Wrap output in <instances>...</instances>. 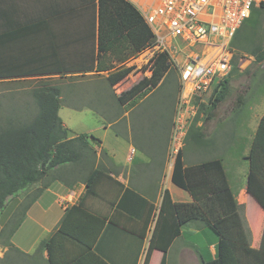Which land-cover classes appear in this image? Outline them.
Wrapping results in <instances>:
<instances>
[{
    "label": "crops",
    "instance_id": "obj_1",
    "mask_svg": "<svg viewBox=\"0 0 264 264\" xmlns=\"http://www.w3.org/2000/svg\"><path fill=\"white\" fill-rule=\"evenodd\" d=\"M136 1L143 4L146 0ZM132 4L141 13L139 7ZM98 8V0H0V64L6 66L16 64L18 70H23L24 67L20 66L24 64L34 67L33 71H26L28 74L13 75L9 77L11 79L0 82L56 78L76 80L72 81L77 82L74 84H79L77 80L83 78L103 82V86L95 92L96 95L99 93L95 101L93 97H88L82 104L73 103L69 84L66 90L69 108L89 112V117L96 120L99 125L88 130L89 132H83L89 136H93L90 134L95 132L93 130L101 132L100 136H93L96 138L95 157L91 159L93 168H90L89 158L85 162L88 166L85 174L78 173L80 166L72 165L52 170L47 187L29 206L25 220L17 228L18 231L12 234L10 242L20 252L28 255L32 248L36 249L39 242L50 236L66 208L78 204L84 197L85 209L97 217L106 219L94 250L111 264H142L143 253L164 191L169 193L175 203L192 202L191 196L171 181L174 161L169 157V138L180 78L173 70L177 77L176 81H170L171 88L175 90V97L170 105L155 106L145 103L146 99L166 82L167 76L156 88L146 90L134 101L120 105L116 97L137 83L133 81L130 86L129 79L139 75L141 63H134L135 57H129L123 63L118 61V58L129 54V48L122 40L123 36L117 39L115 46L110 47L108 43L101 50L98 40ZM8 33L10 36L6 35L5 38L1 36ZM110 42H114V39ZM97 63L103 70L99 73L94 71ZM43 64L55 66L50 70V67ZM119 68L131 70L121 82L108 87L106 77ZM25 69L28 70V66ZM259 74L260 78L254 83L251 78L247 82L242 101L228 104V108L223 109L227 110L225 115L220 112L224 101L215 107L208 120L214 125L211 135L205 131L207 121L197 122L198 127H203L207 143L205 146L195 147L197 154L205 153L204 159L196 163L210 159L222 161L229 186L237 203L243 207L253 247L257 246L262 233L264 236V212L246 193L248 172L246 158L259 121L264 115V65ZM144 75L149 76V73ZM112 90L118 91L117 94ZM167 94L169 90L164 93L166 99ZM62 125L67 128L63 123ZM72 136L74 133H69V137ZM205 151L210 154V158H207ZM213 151L216 152V156H213ZM90 169H98L101 175L93 189L95 195L84 196L86 193L84 181ZM79 174L82 175L80 180L77 178ZM36 187L40 185L25 190L28 193L23 197L30 192L33 193L32 190ZM126 189L148 201L149 207L142 217L129 215L123 209L125 206H121ZM22 202L23 198L15 205L14 202L11 204L17 207ZM13 213L12 209L3 220L0 229L12 218ZM188 226L193 231L191 235L207 233V228L202 223L196 222ZM183 229L169 246L165 254V264H202L208 261L202 248L191 241L182 242ZM21 230L30 235L27 239L29 245L17 241L18 232ZM42 233H47V236L40 237ZM34 235L36 236L32 237ZM206 242L212 256L210 259H213L217 242L209 234ZM175 243L180 244L174 247ZM7 250L8 248L4 247L0 251V259ZM42 258H47L45 251ZM161 258L160 252L153 251L149 264H159ZM18 260L7 264H35L23 256Z\"/></svg>",
    "mask_w": 264,
    "mask_h": 264
},
{
    "label": "trees",
    "instance_id": "obj_2",
    "mask_svg": "<svg viewBox=\"0 0 264 264\" xmlns=\"http://www.w3.org/2000/svg\"><path fill=\"white\" fill-rule=\"evenodd\" d=\"M98 1V40L101 50L108 43L110 47L115 46L117 39L123 36L122 40L129 48L128 55L118 58V61L123 63L129 57H136L144 48L151 45L154 35L141 13L131 2ZM260 5L262 7L264 4ZM254 13L253 7L250 17L242 25L251 23ZM241 29L235 32L229 42L231 50L233 47L238 49L243 38L246 44V38H240ZM6 35L10 36V33L1 36L5 38ZM113 39L114 42H110ZM250 53L254 57V62L264 61V49L260 46H256ZM237 60L238 54L232 52V68L228 74L234 68L241 67ZM43 65L50 67V70L55 66L54 64ZM27 66L28 70L25 69ZM16 67H18L16 64L9 66L0 64V81L11 79L10 76L21 73L28 74L29 72L26 71L31 72L34 69L30 64L20 66L24 67L23 70H18ZM94 69L96 73L103 71L99 63ZM130 70L131 68H119L111 72L106 77L107 86L112 87L121 82ZM146 70L150 71L149 76L142 77L116 97L120 105L134 101L146 90L156 88L165 79L170 70L166 54H157L149 64L141 67V71ZM228 74L214 87L207 104L200 105L197 115L188 127L184 139L186 147L206 145L203 127H198L197 122L210 120L215 107L228 97L230 93ZM31 96L33 102L24 105L26 112L19 114V119H5L3 124L0 122V212L5 208L8 198L34 185H40L31 194L32 198L24 204L25 206L19 204L24 214L39 193L47 187L52 170L65 165L79 166L80 161L83 162V165H80L81 169L84 167L87 171L88 166L85 162L89 158L91 162V159L95 157L96 138L85 133L69 137L68 130L62 125L58 116L59 107L63 104L60 85L47 79H39L31 89ZM201 112L206 115L200 118ZM185 149L182 146L174 158L171 181L187 192L192 202L175 203L171 200L169 193L164 191L142 264H149L153 251L162 254L159 264H165V254L172 241L180 235L182 228L196 222L202 223L217 237L214 258L202 264H264L263 233L257 246L253 247L251 233L244 219L243 207L237 203L229 186L222 161L210 159L185 166ZM246 159L248 161L246 193L264 212V115L259 121ZM92 163L90 168H93ZM99 175L101 171L98 169L89 172L84 181L86 189L84 196L95 195L93 189L98 183ZM79 177L77 178L80 180L82 175L79 174ZM109 180L113 181L111 178ZM83 198L78 204L66 208L55 229L46 240L39 242L33 255L24 254L11 244L10 237L15 231L13 228L8 230V234L2 240L10 219L0 232V244L8 248L0 259V264H7L10 261L18 262L20 256L28 258L30 263L35 264L41 262L45 264H111L94 250L106 219L89 213L83 205ZM122 198L121 206H125L123 209L133 217H142L149 207L147 200L131 190H124ZM44 251L47 255L46 259L42 258Z\"/></svg>",
    "mask_w": 264,
    "mask_h": 264
},
{
    "label": "built area",
    "instance_id": "obj_3",
    "mask_svg": "<svg viewBox=\"0 0 264 264\" xmlns=\"http://www.w3.org/2000/svg\"><path fill=\"white\" fill-rule=\"evenodd\" d=\"M126 1L139 7L154 35L151 45L135 57L134 63H141L142 67L164 53L169 68L179 74L180 89L169 138V157L173 159L181 150L200 105L232 68L229 42L249 18L252 8L264 0H146L143 4ZM195 46L202 50L187 51ZM238 63L247 67L251 59H239ZM146 72L150 75L149 70Z\"/></svg>",
    "mask_w": 264,
    "mask_h": 264
},
{
    "label": "rangeland",
    "instance_id": "obj_4",
    "mask_svg": "<svg viewBox=\"0 0 264 264\" xmlns=\"http://www.w3.org/2000/svg\"><path fill=\"white\" fill-rule=\"evenodd\" d=\"M261 3L264 4V1ZM261 3L258 5L254 6L255 13L253 17L251 18V23H246L244 26H240L239 28L241 29L239 31L240 38L245 37L246 39V44H244V38L242 39V44L241 46L238 45V49H235V47L230 48L229 46V51L236 52L238 54V60L248 58L251 59V63L245 68V67H240V68H234L233 71L228 74V80H229V86H230V93L228 97L224 100V104L222 105L221 113L222 115H225L227 110V105L232 104V103H238L240 97V101L243 100L244 92H245V86L247 85V82L251 78L253 83L256 81V79L260 78L259 72L262 70V65H264V62H254V57L251 56V50H253L256 46H260L261 48L264 49V5L261 7ZM250 17V16H249ZM239 43V41H238ZM237 43V44H238ZM202 50L201 47L195 46V47H190L187 49V51H194V52H200ZM242 57V58H241ZM237 60V62H238ZM141 68V67H140ZM141 71V70H140ZM139 71V75L137 77H134L133 79H129V85H132V82H138L142 77L146 76L144 75L145 72ZM148 73V72H146ZM176 74L172 70H169V73L166 77V82L159 88V90L156 91V93L152 94L151 97L146 99L145 103H148L149 105H155V106H161V105H170L173 103V99L175 97V90L171 88L170 81H176ZM92 79V78H91ZM50 80L54 84H58L62 87V103L61 106L59 107L58 110V116L61 119L62 123L68 128L69 133H74V135H78L83 132H89L88 130L90 129H95L97 126V122L94 119H91L89 117V112L87 111H74L69 108L68 103V95H67V88L68 84L70 85L69 88L72 90V97H73V103L74 104H82L85 101H87V98L93 97V101H95L96 97H98L99 93L96 95L95 92H98L97 90L103 86V82L97 81L95 79L90 80L89 78H83V79H78L79 84H74L77 82H72L76 80H67V79H47ZM169 81V83H168ZM37 80H29V81H13L11 83H4L0 82V122L1 124L4 123L5 119L10 118L13 119H19V114L25 113L26 105L28 102L32 103V96H31V89L35 85ZM130 85V86H131ZM177 85V83H176ZM169 87V88H168ZM69 90V89H68ZM115 90V89H114ZM169 90L168 99L164 96V93ZM113 91V90H112ZM93 92V93H89ZM115 94H117L118 91H113ZM90 95V96H89ZM209 98V97H208ZM167 102V103H166ZM208 100L206 99L205 103L207 104ZM28 106V105H27ZM165 107H162L164 109ZM155 113V112H154ZM206 115V114H205ZM204 113H200V118L205 116ZM213 124L212 122H208L205 124V131L207 132L208 135H211L212 130H213ZM95 131L94 133H90L95 137H98L101 135L100 130H93ZM126 145V140L124 147ZM185 151H184V163L185 164H194L198 161H201L204 159V154L203 153H198L197 154V149H195V146L189 145L186 147V141H184L183 145ZM206 152V151H205ZM213 156H216V152L213 151ZM207 158H210V154L206 152ZM174 159V158H173ZM173 159H170L171 161ZM174 161V160H173ZM79 166L83 165V162L81 163L80 161L78 162ZM80 172L86 173V170L83 169L80 170ZM36 186V185H34ZM32 186V187H34ZM30 187V188H32ZM29 188V189H30ZM37 188V187H36ZM36 188L34 190H36ZM32 190V191H34ZM28 193L27 191L20 192L18 195L11 197V199L7 200L5 208L0 212V227L3 225V220L7 217V215L11 212L13 209L14 213L10 222H8L7 227L8 229L5 230V234L2 237V240L5 238V236L8 234V230L13 228V230L18 231V227L20 226L21 222L26 218V212L23 214L21 212V207L18 205L17 207L14 206L15 203L23 198V202L21 203L22 205L27 204L28 201L32 198L31 197V192L29 195L24 194ZM40 194V193H39ZM13 200V201H12ZM14 202V205L11 204ZM25 206V205H24ZM28 210V209H27ZM18 224V225H17ZM6 226V225H5ZM4 226V227H5ZM190 226L184 227L183 232H184V239L182 242H193L195 243L199 248H202L205 254V259L209 260L212 258L211 252L208 251L209 247L206 242V239L208 237V234L210 237L216 240L217 242V237L216 235L207 228L205 234L199 233L198 235H191V232H193ZM14 231V233H15ZM1 232V229H0ZM37 235V234H36ZM36 235L32 236L35 237ZM30 235L25 231L21 230L18 232L17 235V241L21 243H26L24 245H29L27 244V239ZM47 233H42L40 234V237H46ZM192 237L193 240L190 238ZM12 237H10L11 241ZM180 243H175L174 247L179 246ZM5 246L3 244H0V251L3 250ZM35 247V246H34ZM173 247V248H174ZM35 249L32 248L28 255H33ZM144 257V253H143ZM195 264V263H193Z\"/></svg>",
    "mask_w": 264,
    "mask_h": 264
}]
</instances>
